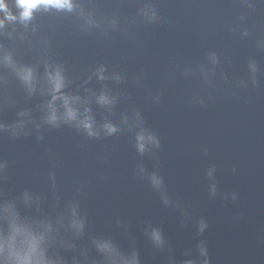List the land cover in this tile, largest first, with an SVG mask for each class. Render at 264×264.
I'll return each mask as SVG.
<instances>
[{
    "label": "water",
    "instance_id": "obj_1",
    "mask_svg": "<svg viewBox=\"0 0 264 264\" xmlns=\"http://www.w3.org/2000/svg\"><path fill=\"white\" fill-rule=\"evenodd\" d=\"M6 2L0 206L51 223L47 255L113 264L110 242L117 264H264V0H72L27 23ZM57 67L97 134L46 121Z\"/></svg>",
    "mask_w": 264,
    "mask_h": 264
},
{
    "label": "clouds",
    "instance_id": "obj_2",
    "mask_svg": "<svg viewBox=\"0 0 264 264\" xmlns=\"http://www.w3.org/2000/svg\"><path fill=\"white\" fill-rule=\"evenodd\" d=\"M16 6L20 9L19 19L27 23L33 16V12L39 8L48 9L54 7L57 9L71 10L73 7L72 0H15ZM0 10L5 13V19L15 20L17 17L13 15L9 9L6 0H0ZM5 19H0V28L4 26ZM10 61V58H7ZM20 78L29 86L33 83V69L31 67H24L19 72ZM48 82L51 85L50 92L52 98L48 102L49 113L46 117V121L52 125H57L63 118L65 122L78 121L88 132L89 135H95L92 126V118L89 115H85L83 119L79 118V110L73 105L79 100V97H73L62 93L60 90L65 86V77L60 68H56L55 71H49ZM62 101V107L64 109L63 117L58 115V107L55 104L57 100ZM101 103L109 102L105 96H101ZM89 110L85 109V113ZM0 127H3L0 125ZM104 127L108 133L116 131L114 125L108 123ZM147 139H153L148 136ZM140 141L139 148L144 150L145 136L140 134L138 136ZM153 181L159 184L160 181L154 176ZM75 215V210H73ZM0 219L8 220V228L5 231L0 228V264H60V261L53 260L47 255L48 249V233L51 231V223L41 222L42 228L38 230L32 221L21 219L18 213L11 211L10 205L0 206ZM72 226L79 229L83 228L82 221L73 220ZM154 239L159 242L161 237L159 232L154 231ZM101 251H107L113 254V264H117L115 259L116 255H119L117 250L110 242H102L98 244ZM122 264H137L135 256L133 259L127 260L123 256H120ZM190 264V262H189Z\"/></svg>",
    "mask_w": 264,
    "mask_h": 264
}]
</instances>
